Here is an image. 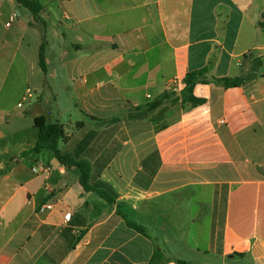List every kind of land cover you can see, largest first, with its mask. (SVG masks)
<instances>
[{
	"label": "crops",
	"instance_id": "1",
	"mask_svg": "<svg viewBox=\"0 0 264 264\" xmlns=\"http://www.w3.org/2000/svg\"><path fill=\"white\" fill-rule=\"evenodd\" d=\"M39 1L0 0V264H264V0ZM54 77L82 118L60 149L112 205L35 150L49 101L18 98Z\"/></svg>",
	"mask_w": 264,
	"mask_h": 264
},
{
	"label": "trees",
	"instance_id": "2",
	"mask_svg": "<svg viewBox=\"0 0 264 264\" xmlns=\"http://www.w3.org/2000/svg\"><path fill=\"white\" fill-rule=\"evenodd\" d=\"M15 2L27 9L31 14H33L36 21L41 20V13L44 11V6L41 4L39 0H15ZM40 65L44 72L47 71L46 68V60H45V47L44 45L41 47L40 51ZM206 74V70H199L189 72L185 79L184 84L185 88L182 90V104L190 107H197L204 103V100L196 98L194 96L193 90L195 85L198 83H205L206 80L204 76ZM218 82L223 83L226 88L237 87L240 86L243 82L242 78H224L218 79ZM35 128L38 130L37 143L35 146V150L40 152L43 149L51 150L55 158L63 165L68 168H75L80 173V184L85 191H94L99 194L101 198H103L109 204H114L115 199L110 195L107 189L102 188L100 186L91 185V173L92 168L91 164L85 160L77 159L74 155L69 153H63L60 149L61 143L66 140V133L64 126L60 123L48 124L46 121V117L41 115L35 118ZM124 219L127 225L139 233L146 234L145 228L134 222L129 220L127 216H124ZM162 257L158 252H155L150 264H161ZM179 264H185L184 262L179 261Z\"/></svg>",
	"mask_w": 264,
	"mask_h": 264
},
{
	"label": "rangeland",
	"instance_id": "3",
	"mask_svg": "<svg viewBox=\"0 0 264 264\" xmlns=\"http://www.w3.org/2000/svg\"><path fill=\"white\" fill-rule=\"evenodd\" d=\"M64 82L65 81L62 78L54 77L53 79H49L48 83H45L44 85H42V87L38 90L37 94H35L34 99H28L27 101L22 100V97L18 99L22 101L26 109L31 100H32L31 103H33V102H36L38 96L45 97V100L47 99L49 102L44 104L43 108L46 109L47 111L52 112L51 113L52 122L61 123L67 131H70L73 133L74 131L77 130L78 122L82 121L81 114L79 113L78 110H76V107L80 105V103H78L76 97L75 98L68 97L67 94H69V92L66 91V88L63 85ZM30 87L32 90L35 88V86L33 85H31ZM15 96L16 95H14V98H17ZM67 99H70L71 102H69ZM61 106L65 108L68 107L71 110H68L66 114L64 110H62L64 114L59 116L58 112H59V109H61ZM34 111L31 113L33 114ZM61 146L63 147V143H61ZM39 159L48 160V155L47 154L41 155Z\"/></svg>",
	"mask_w": 264,
	"mask_h": 264
},
{
	"label": "built area",
	"instance_id": "4",
	"mask_svg": "<svg viewBox=\"0 0 264 264\" xmlns=\"http://www.w3.org/2000/svg\"><path fill=\"white\" fill-rule=\"evenodd\" d=\"M28 92H29V90H28ZM29 94H30V92H29ZM34 171L37 172L36 168L34 169ZM53 208H54L53 204H48V205H45V206L42 207V211H44V210H52ZM71 215H72L71 213L66 214L65 215V219L67 221L70 220Z\"/></svg>",
	"mask_w": 264,
	"mask_h": 264
}]
</instances>
